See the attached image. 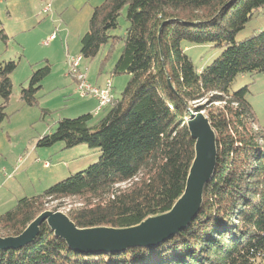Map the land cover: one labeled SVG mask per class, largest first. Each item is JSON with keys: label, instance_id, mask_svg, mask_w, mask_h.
Listing matches in <instances>:
<instances>
[{"label": "trees", "instance_id": "obj_1", "mask_svg": "<svg viewBox=\"0 0 264 264\" xmlns=\"http://www.w3.org/2000/svg\"><path fill=\"white\" fill-rule=\"evenodd\" d=\"M262 9L264 0H105L96 7L80 55L91 60L123 42L112 76L129 81L97 124L91 114L59 120L37 147L87 145L99 160L41 195L20 199L0 215V238L21 235L46 211L65 209L80 229L128 228L169 212L185 192L195 158L191 113H205L216 134L214 177L192 223L157 246L76 253L45 223L33 243L0 250V264H264V128L247 100L248 86L232 90L241 77L264 75V30L236 40ZM124 10L129 27L114 36ZM8 40L0 25V41ZM186 44L223 52L198 68ZM17 67L0 62V130ZM51 72L49 62L32 72L20 92L26 106L38 105ZM70 200L80 206L68 207Z\"/></svg>", "mask_w": 264, "mask_h": 264}, {"label": "rangeland", "instance_id": "obj_2", "mask_svg": "<svg viewBox=\"0 0 264 264\" xmlns=\"http://www.w3.org/2000/svg\"><path fill=\"white\" fill-rule=\"evenodd\" d=\"M104 1L49 0L51 9L48 14L42 12L46 0H8L0 5V25L9 37L7 42L0 41V62L14 61L18 64L11 75L13 93L7 110L9 117L0 130V215L13 209L20 199L41 195L51 186L88 169L99 160V151L87 145L64 150L63 143L40 148L37 142L45 134L53 132L59 120L83 116L78 111L80 106L93 104L96 109L93 125L110 110L108 107L98 112L96 101L81 99L75 93L74 78L69 76V61L82 57L81 38L89 29L94 9ZM10 9L14 10L13 17ZM25 17L28 18L26 21ZM119 24L120 28L112 35L123 36L129 27L126 10L122 12ZM263 30L264 9L238 33L236 40L240 42ZM52 36L53 40L46 46ZM186 46L188 56L198 68L209 66L223 52L212 44ZM123 48V42L113 49L106 46L94 59L82 57L80 67V72L92 84L97 78H111L116 98H121L130 78L128 75L112 76ZM46 62L52 66V72L37 95L38 105L26 106L20 99L21 87L27 86L32 72ZM246 86L249 88L247 100L258 123L264 128V75L241 77L232 90L236 92ZM66 202L68 207L80 206L78 200ZM60 212L65 213V209Z\"/></svg>", "mask_w": 264, "mask_h": 264}, {"label": "water", "instance_id": "obj_3", "mask_svg": "<svg viewBox=\"0 0 264 264\" xmlns=\"http://www.w3.org/2000/svg\"><path fill=\"white\" fill-rule=\"evenodd\" d=\"M187 126L195 141V158L185 192L169 212L149 217L128 228L80 229L65 213L46 211L21 235L0 238V250H18L33 243L45 223L76 253L113 254L134 248H150L180 233L192 223L202 207L205 186L214 177L218 156L216 134L204 113H191Z\"/></svg>", "mask_w": 264, "mask_h": 264}, {"label": "built area", "instance_id": "obj_4", "mask_svg": "<svg viewBox=\"0 0 264 264\" xmlns=\"http://www.w3.org/2000/svg\"><path fill=\"white\" fill-rule=\"evenodd\" d=\"M47 4L42 10L43 14L50 13L51 4L49 0H46ZM52 36L48 42L45 43L46 46L49 42L53 40ZM82 57L73 58L69 61L70 71L69 76L73 77L76 83V93L81 99L95 100L98 105V112L105 110L110 107L112 101L114 100V86L111 79L106 80L103 85H96L88 82L86 76L80 72ZM46 167L49 166L48 163L45 164ZM11 177V175H9Z\"/></svg>", "mask_w": 264, "mask_h": 264}, {"label": "crops", "instance_id": "obj_5", "mask_svg": "<svg viewBox=\"0 0 264 264\" xmlns=\"http://www.w3.org/2000/svg\"><path fill=\"white\" fill-rule=\"evenodd\" d=\"M8 0H5L4 2H2L0 5H2V4H6L5 2H7ZM11 11H10V14H11V16L13 15H15V13H14V10L13 9H10ZM26 15H28V14H26ZM10 16V17H11ZM12 16V17H13ZM28 18L27 17H25V21L27 20ZM108 79H111V78H105V79H103V80H101V78H97V80H96V82L94 83V84H96V85H103L105 82H106V80H108ZM112 80V79H111ZM112 83H113V81H112ZM75 86H76V83H75ZM113 86H114V84H113ZM114 92H115V87H114ZM75 93H76V90H75ZM114 97H115V93H114ZM95 101V100H94ZM97 103V102H96ZM97 106V105H96ZM78 111H79V113H80V115H88V114H91V115H93V113L96 111V109L94 108V106H93V104H86L85 106H80L79 108H78Z\"/></svg>", "mask_w": 264, "mask_h": 264}]
</instances>
